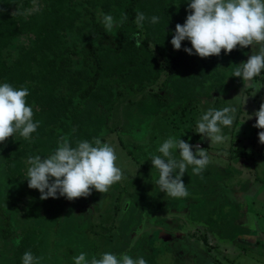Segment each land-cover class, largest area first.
<instances>
[{
  "label": "trees",
  "instance_id": "trees-1",
  "mask_svg": "<svg viewBox=\"0 0 264 264\" xmlns=\"http://www.w3.org/2000/svg\"><path fill=\"white\" fill-rule=\"evenodd\" d=\"M188 8L189 0H0V84L27 87V103L39 123L31 139L17 134L0 144V178L14 181V189L9 188L4 199L0 197V239L13 248L12 262L5 263L8 255L4 254L0 264H22L26 251L32 252L38 264L48 257L42 222L62 197L41 200V193L28 187L29 157L47 158L62 137L73 147L78 141L98 137L110 145L124 144L127 150L125 144L132 137H145V128L127 127L124 133L126 120L135 118L164 120L173 131L186 130L196 106L213 99L229 81L224 67L233 69L239 58L251 53V47L238 46L231 54L202 59L184 51L191 48L187 40L181 50H175L171 44L175 27L185 23ZM137 11L149 18L142 28L135 23ZM106 14L116 21L111 33L104 28ZM124 15L127 19L121 23ZM152 16L159 17V22L152 24ZM135 34H139L140 47L135 45ZM159 82L161 87L156 89ZM257 138L256 128L252 146ZM254 151L263 160L256 146ZM93 195L99 199L96 192ZM117 195L113 212L121 213L126 197ZM94 216L91 212L82 215L88 219L86 230L76 232L78 237L68 236L70 241L79 240L73 246L64 244L68 241L63 230L54 229L57 235L52 240L50 233L49 247L65 254L59 262L50 249L55 264H74L81 252L91 259L108 251L112 228L96 226L89 221ZM201 236L205 242V234ZM153 257L145 258L147 264H156Z\"/></svg>",
  "mask_w": 264,
  "mask_h": 264
},
{
  "label": "rangeland",
  "instance_id": "rangeland-1",
  "mask_svg": "<svg viewBox=\"0 0 264 264\" xmlns=\"http://www.w3.org/2000/svg\"><path fill=\"white\" fill-rule=\"evenodd\" d=\"M248 55L239 58L237 63L231 66L233 69L224 67L223 74L229 76V81L225 80L226 84L224 83L225 85L218 90L213 99L203 101L200 106H196L197 109H194L196 112H192V118L185 125V127L187 126L186 130L175 129L177 131H173L168 122L164 120L159 122V120L149 117L146 119L135 118L133 121L126 120L127 125L123 127L124 133L127 132V127L136 130L145 128V137H132L125 144L127 150L123 147L124 144H111L119 157L118 166L123 170L122 180L113 185L105 194L93 190L92 195L88 198L69 201L62 197L51 205L49 217L45 222H42L46 245H48V257L45 258L43 264L56 263L49 255L50 249L56 254L59 262L65 255L63 250L49 247L50 233L52 240L55 239L52 236L57 235L54 229L63 230V236L68 241L64 244L73 246L77 239L73 238V241L72 239L70 241L68 236L72 234L73 237H78V234L75 233L81 228L85 229V221L88 219L81 217L89 212L95 214L89 221H93L96 226L106 224L112 228V233L109 234L110 247L105 252H112L117 256L129 253L134 258L143 257L144 259L154 255L156 264H202V261L197 257V262H189L187 261L189 259L179 256L169 245V236L160 237L159 230L165 226V221L170 222L172 229L175 226L178 231L187 228L185 230H189L190 233L200 235H196L195 239L197 242L203 243L199 245L203 246L200 249L201 255L204 257H206L207 249L204 240L199 239L202 237L201 234H205V242L211 243L214 240L217 242L216 238L220 237L219 244L230 243L233 245L237 237L248 233L245 231L248 228L239 226L238 222L248 220L249 213L253 214L258 212L259 208H264L263 202L260 201L264 196V145L259 143L258 135L255 146L261 153L263 159L261 160L258 159L257 152L254 151L255 146L251 145V140L255 137L256 119L253 117L248 120V115L258 111L261 103H264V72L255 79L254 87L247 88L242 93V79L233 76L235 67L246 61ZM160 82L155 86L156 89L161 87ZM238 95L239 97H236ZM226 106L236 108L235 123L231 128H223L226 140L211 147L210 140L202 139L195 132L196 121L209 108L219 110ZM117 112L120 117L121 111L117 110ZM260 131L262 130L258 129V134ZM170 136L176 139L184 138L185 142L193 143V145L199 144L201 148L208 151L211 158L210 164L199 175L193 174L192 167L189 166L183 177V182L188 190V196L185 198L168 197L160 191L156 184L159 173L153 168L151 158L153 155H162L158 152V147ZM113 138L117 140L116 135ZM245 146L246 149L243 150ZM129 150L131 153H128ZM193 150L195 151V148ZM234 153L239 156L243 154L244 157L232 158L235 156ZM141 155L145 156L141 157ZM252 155L254 158H251ZM175 156L179 159L178 151ZM244 161L246 164H243ZM247 165L248 167H246ZM13 183L14 181L6 176L0 178V197L4 199L10 192L9 188L14 189ZM135 190L138 192L137 194ZM94 192L99 199H95ZM116 195L117 197L123 195V201H126V207L121 212V217L118 216V213L113 212ZM256 197L258 202L255 200ZM8 215L12 219V214ZM58 218L64 220L58 221ZM150 228L156 230L151 231ZM106 232L108 233V231ZM80 233L87 240L86 235L82 231ZM12 249L10 245L6 246L5 242L0 239V256L8 255L5 263L12 262V256L9 255ZM220 250L219 247L212 246L210 251H212L213 258L220 259ZM208 261L209 264H212L211 260Z\"/></svg>",
  "mask_w": 264,
  "mask_h": 264
},
{
  "label": "clouds",
  "instance_id": "clouds-1",
  "mask_svg": "<svg viewBox=\"0 0 264 264\" xmlns=\"http://www.w3.org/2000/svg\"><path fill=\"white\" fill-rule=\"evenodd\" d=\"M188 12L185 23L176 24L171 40L174 49L181 50L182 43L187 40L191 48H184V51L204 59L219 57L222 52L231 54L238 46L240 49L251 47V54L235 67L233 76L242 79L241 93L254 87L255 78L264 72V0H189ZM126 19L124 15L121 23ZM146 19L149 18L137 11L135 23L138 27L142 28ZM150 22L158 23L159 17L152 16ZM103 24L106 32L111 33L116 21L106 14ZM133 38L135 45L140 47L139 34ZM29 95L27 87L17 88L7 82L0 84V144H6L17 134L29 140L37 131L39 123L34 121L33 108L28 106ZM235 113L236 108L231 106L219 110L209 108L196 121L195 132L202 139L210 140L211 147L222 143L226 140L223 128L234 125ZM253 117L256 119L254 127L262 130L258 135L259 142L264 145V103L258 111L248 115V120ZM177 151L179 159L175 156ZM158 152L162 155L151 158L153 168L159 173L156 184L161 192L173 199L188 196L183 177L189 166L193 174L199 175L211 162L208 151L199 144L192 145L171 136L158 147ZM118 160L115 148L98 137L91 142L78 141L75 147L67 137H62L47 158L29 157L26 180L30 189L41 193V200L88 198L93 190L105 194L122 180L124 174ZM22 264H38V260L31 251H26ZM74 264H147V261L143 257L134 258L127 253L117 256L112 252L89 259L87 253L81 252L74 257Z\"/></svg>",
  "mask_w": 264,
  "mask_h": 264
},
{
  "label": "crops",
  "instance_id": "crops-1",
  "mask_svg": "<svg viewBox=\"0 0 264 264\" xmlns=\"http://www.w3.org/2000/svg\"><path fill=\"white\" fill-rule=\"evenodd\" d=\"M243 164H246L245 161ZM260 195L262 196V194ZM255 200L258 202L257 197ZM260 201L263 202L262 206L264 207V196ZM238 225L248 228L245 230L248 233L237 237L233 245L230 243L219 244L220 237H215L217 242H214L215 240L211 243L207 242L206 258L211 260L212 264H264V208H259V211L253 214L249 213L248 220L240 221ZM212 246L221 249L220 259L213 258L212 251H210Z\"/></svg>",
  "mask_w": 264,
  "mask_h": 264
},
{
  "label": "flooded vegetation",
  "instance_id": "flooded-vegetation-1",
  "mask_svg": "<svg viewBox=\"0 0 264 264\" xmlns=\"http://www.w3.org/2000/svg\"><path fill=\"white\" fill-rule=\"evenodd\" d=\"M165 205V204H164ZM119 217H121V213H118ZM172 218V217H169ZM175 225V224H174ZM187 229V228H185ZM177 230V227L175 226L173 229L170 226V222L169 221H165V226L162 227L161 230H159V235L161 236H169L168 238L169 241V245L173 247L174 251H176V253L179 256H184L185 258L189 259L187 261L189 262H197V258L199 260L202 261V264H209V259H207L206 257L201 255V249L199 244H203L202 242H197L195 237L193 236L192 233H190L189 230ZM151 231H154L156 229H152L150 228ZM164 232H166V234H164ZM163 239V238H161ZM205 243V242H204ZM206 249L208 251V246L207 243H205ZM205 249V250H206ZM189 255L193 256L190 257ZM129 254V253H127ZM197 257V258H196Z\"/></svg>",
  "mask_w": 264,
  "mask_h": 264
}]
</instances>
